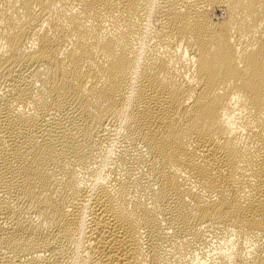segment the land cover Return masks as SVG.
<instances>
[{
  "label": "bare ground",
  "instance_id": "1",
  "mask_svg": "<svg viewBox=\"0 0 264 264\" xmlns=\"http://www.w3.org/2000/svg\"><path fill=\"white\" fill-rule=\"evenodd\" d=\"M0 264H264V0H0Z\"/></svg>",
  "mask_w": 264,
  "mask_h": 264
}]
</instances>
